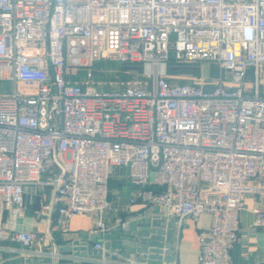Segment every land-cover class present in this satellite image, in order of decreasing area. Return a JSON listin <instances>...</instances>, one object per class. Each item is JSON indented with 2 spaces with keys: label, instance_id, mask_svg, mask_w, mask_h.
I'll use <instances>...</instances> for the list:
<instances>
[{
  "label": "built area",
  "instance_id": "built-area-1",
  "mask_svg": "<svg viewBox=\"0 0 264 264\" xmlns=\"http://www.w3.org/2000/svg\"><path fill=\"white\" fill-rule=\"evenodd\" d=\"M104 60L140 63L150 81L99 85L91 67ZM170 60L213 62L218 77L180 82ZM262 69L264 0H0V242L54 256L53 231L87 215L103 255L93 261L106 262L102 236L127 228L108 220L109 180L125 167L129 201L159 207L173 228L209 215L197 264H232L244 200L264 191ZM45 186L46 230L17 229L24 194Z\"/></svg>",
  "mask_w": 264,
  "mask_h": 264
},
{
  "label": "crops",
  "instance_id": "crops-1",
  "mask_svg": "<svg viewBox=\"0 0 264 264\" xmlns=\"http://www.w3.org/2000/svg\"><path fill=\"white\" fill-rule=\"evenodd\" d=\"M254 186L256 181H252ZM109 198L115 206V210L108 214V220L111 221L114 216H120L123 219L136 221L135 228L141 225L140 220L146 218L159 217L162 209L157 206H147L140 202L131 203L129 200L136 189L128 182L127 169L125 167L113 168L109 180ZM52 189L45 186L42 190L32 189L24 194L25 212L17 219V229H32L45 231L47 226L45 222L37 217V212L41 205L52 200ZM253 208L264 210V191L250 192L245 200L243 208L239 213V232L238 240L231 250L232 264H264V225L255 226L253 224L255 213ZM209 215L204 213L197 219L186 218L180 227L172 230V248L173 260H163L159 264H197L199 251L198 231L209 225ZM91 227V218L87 215H75L69 221V234L61 236L57 231H53L55 242L47 243V250L53 252L54 256H60L59 247L65 245L71 240L89 234ZM1 260L23 255L28 256V251L14 242H0ZM7 249H3V248ZM106 249L103 250L106 253ZM96 256L90 254L86 260H95ZM122 260H118L120 262ZM123 261L122 263H124ZM128 263V262H127ZM137 264V263H129Z\"/></svg>",
  "mask_w": 264,
  "mask_h": 264
},
{
  "label": "water",
  "instance_id": "water-1",
  "mask_svg": "<svg viewBox=\"0 0 264 264\" xmlns=\"http://www.w3.org/2000/svg\"><path fill=\"white\" fill-rule=\"evenodd\" d=\"M136 221L127 219V228L116 226L106 232L102 239L104 247L111 256L104 254L106 262L86 260L90 254L101 258L100 251L92 248L95 235L84 234L59 247L60 256L24 257L23 255L8 258L0 264H145L173 260L172 230L173 222H165L157 217L140 220V227L135 228ZM163 248L165 252L163 254ZM118 260H122L118 262ZM125 261L124 263H122ZM128 262V263H127Z\"/></svg>",
  "mask_w": 264,
  "mask_h": 264
},
{
  "label": "rangeland",
  "instance_id": "rangeland-1",
  "mask_svg": "<svg viewBox=\"0 0 264 264\" xmlns=\"http://www.w3.org/2000/svg\"><path fill=\"white\" fill-rule=\"evenodd\" d=\"M194 71L191 74L177 73L174 74L176 79L197 78L203 76L210 80L218 77V67L213 62L205 61L203 63H193ZM92 73L99 85L106 88H120L126 85H144L150 81L147 77V72L143 65L122 64L114 60L97 61L91 67ZM83 71L80 72L82 74ZM262 83H264V69L261 70ZM251 73L248 74V79L251 80ZM99 87V86H98ZM10 90V84L0 80V91L7 92Z\"/></svg>",
  "mask_w": 264,
  "mask_h": 264
},
{
  "label": "trees",
  "instance_id": "trees-1",
  "mask_svg": "<svg viewBox=\"0 0 264 264\" xmlns=\"http://www.w3.org/2000/svg\"><path fill=\"white\" fill-rule=\"evenodd\" d=\"M122 64H136V65H142L140 63L136 62H123ZM193 63L187 64V63H177L173 60H170L167 63V72L169 74H177V73H184V74H191L195 70L194 67L192 66ZM84 74V72H83ZM180 82H183L184 79H179ZM0 93H4V91H0Z\"/></svg>",
  "mask_w": 264,
  "mask_h": 264
}]
</instances>
